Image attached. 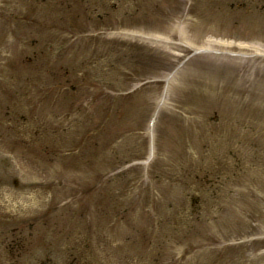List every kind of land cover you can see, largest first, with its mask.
<instances>
[{
	"label": "rangeland",
	"instance_id": "1",
	"mask_svg": "<svg viewBox=\"0 0 264 264\" xmlns=\"http://www.w3.org/2000/svg\"><path fill=\"white\" fill-rule=\"evenodd\" d=\"M262 3L0 0V264H264Z\"/></svg>",
	"mask_w": 264,
	"mask_h": 264
}]
</instances>
